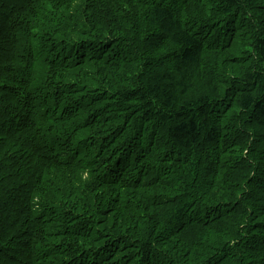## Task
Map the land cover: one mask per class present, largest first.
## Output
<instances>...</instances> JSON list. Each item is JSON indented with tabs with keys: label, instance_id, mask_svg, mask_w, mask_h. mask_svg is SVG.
I'll return each mask as SVG.
<instances>
[{
	"label": "trees",
	"instance_id": "obj_1",
	"mask_svg": "<svg viewBox=\"0 0 264 264\" xmlns=\"http://www.w3.org/2000/svg\"><path fill=\"white\" fill-rule=\"evenodd\" d=\"M0 264H264V0H0Z\"/></svg>",
	"mask_w": 264,
	"mask_h": 264
}]
</instances>
